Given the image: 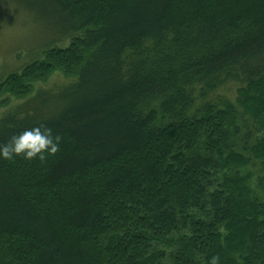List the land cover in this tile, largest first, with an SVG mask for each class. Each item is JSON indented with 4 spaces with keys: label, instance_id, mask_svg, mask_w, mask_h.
<instances>
[{
    "label": "trees",
    "instance_id": "obj_1",
    "mask_svg": "<svg viewBox=\"0 0 264 264\" xmlns=\"http://www.w3.org/2000/svg\"><path fill=\"white\" fill-rule=\"evenodd\" d=\"M26 1L55 37L0 80V144L60 151L0 158V264H264V0Z\"/></svg>",
    "mask_w": 264,
    "mask_h": 264
},
{
    "label": "rangeland",
    "instance_id": "obj_2",
    "mask_svg": "<svg viewBox=\"0 0 264 264\" xmlns=\"http://www.w3.org/2000/svg\"><path fill=\"white\" fill-rule=\"evenodd\" d=\"M40 18L42 17L35 10L29 8L26 0H0V80L11 73L20 72L33 61L40 59L45 47L52 42L55 34L42 23ZM70 81L72 80L57 73L48 82L37 87L50 89L64 86ZM239 88L237 83H228L209 94V98L220 107L232 104L237 110L242 111ZM22 102L25 101L10 96H0V117ZM252 120L249 118V122ZM263 168V165L256 161L242 172L249 175L251 188L261 198H264V194L258 189L257 181L263 174Z\"/></svg>",
    "mask_w": 264,
    "mask_h": 264
},
{
    "label": "clouds",
    "instance_id": "obj_3",
    "mask_svg": "<svg viewBox=\"0 0 264 264\" xmlns=\"http://www.w3.org/2000/svg\"><path fill=\"white\" fill-rule=\"evenodd\" d=\"M60 139L47 124L38 123L20 132L13 131L7 142L0 144V158L12 161L23 157L25 160L38 159L43 162L60 151ZM208 264H221L220 256L213 255Z\"/></svg>",
    "mask_w": 264,
    "mask_h": 264
}]
</instances>
